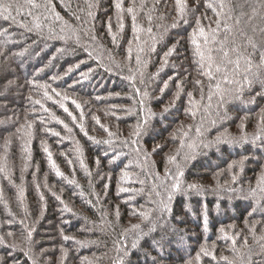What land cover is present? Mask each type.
<instances>
[{
    "label": "trees",
    "instance_id": "trees-1",
    "mask_svg": "<svg viewBox=\"0 0 264 264\" xmlns=\"http://www.w3.org/2000/svg\"><path fill=\"white\" fill-rule=\"evenodd\" d=\"M11 2L22 7L0 17L4 264H264V143L234 142L242 122L249 137L259 131L261 85L209 101L191 42L197 18L215 27L207 4L219 0H187L175 27V0ZM225 2L228 23L241 19L237 43L243 30L259 44L264 0Z\"/></svg>",
    "mask_w": 264,
    "mask_h": 264
},
{
    "label": "snow or ice",
    "instance_id": "snow-or-ice-1",
    "mask_svg": "<svg viewBox=\"0 0 264 264\" xmlns=\"http://www.w3.org/2000/svg\"><path fill=\"white\" fill-rule=\"evenodd\" d=\"M25 4L28 5L30 8H39L40 5L36 3V0H24ZM157 3L160 2V0H156ZM197 5L199 4V0H196ZM47 5H51V0H47ZM22 5L16 4L15 7L11 0H0V17H3L5 20L12 18L14 19L12 13L15 11L17 14L20 13ZM207 7L210 8L213 13L215 14V27L208 26L207 30L205 27L201 24L200 19L197 18L196 24L198 31H194L192 34V44L195 45V56L198 57V60L196 61L198 72L201 76L206 77L209 81V92L207 99L209 101L212 100L213 95H216L219 97V101L221 104L226 102V97L229 96H235V98H240L242 95L245 87L251 88L254 84L259 83L261 85V91L257 93V96H264V39L258 44L256 40L252 37L247 35L246 32L241 30L239 32V35L244 38L243 43H237L234 35H233V28L234 25L238 26L241 24V19L236 18L234 21V25H230L228 23L229 20L233 19L230 15L232 9L229 8L228 4L225 2V0H219L218 3H208ZM116 8L121 9V3L120 0H117L116 2ZM175 8L177 12V17L174 19L172 27L176 26V23L178 20L183 19L186 15L188 9L187 0H175ZM227 9V11H226ZM129 13L134 12L133 7H129L127 9ZM255 9H253V12L255 13ZM29 15H31V12H29ZM91 15V13H89ZM57 19H59V14H56ZM163 18V17H162ZM206 18V17H205ZM133 21L135 22L136 16H132ZM149 21H151V17H149ZM40 24L37 23L35 25L36 28H40ZM122 27V25H121ZM133 29L135 31L136 26L135 23L133 24ZM221 29H223V33H221ZM151 29L149 28V32ZM255 31V29H253ZM260 32L262 34V37H264V28L260 29ZM175 49L170 48L169 51L165 54V56H169L173 53ZM258 57V59H257ZM137 63H140L139 57H137ZM79 67V65H77ZM72 69H69V72H71ZM82 76L86 79L88 77L87 73L82 74ZM215 82L214 84L211 82ZM196 85L200 86L201 91V99H204V92H203V82L199 79L195 81ZM167 85H165L166 87ZM42 87L47 88V85H42ZM179 87V85H178ZM214 89V91H213ZM45 95L47 96L48 93L45 92ZM57 96L60 95V93H56ZM189 97L192 96V93H188ZM51 98V97H49ZM67 99V97H64ZM255 102V99L253 98L252 101ZM36 104H40L41 102L39 100L35 101ZM73 103L76 104L77 108H80V105L76 103L75 100H73ZM143 103V102H141ZM43 107V105H41ZM65 112L68 111L67 108L64 109ZM47 111V109H45ZM167 111V109H165ZM195 115V113H192ZM71 115V113H69ZM75 120V117H73ZM97 122H99L97 120ZM23 127V126H22ZM27 127L29 129L32 128V125L29 123L27 124ZM68 126L65 125V128ZM103 128L104 125H101ZM240 128L242 130V135L239 137V140H235L234 142H249V140L255 144L257 141H261L264 143V109H262L261 114L259 116L258 120V129L259 131L257 133H254L251 137L247 135V133L243 132L244 124L243 122L240 125ZM81 130H83V126L81 125ZM141 125H137L135 130L130 134L133 136H138L140 134ZM17 131H20V129H17ZM71 131V129H69ZM105 131L107 129L105 128ZM54 135H59V133H53ZM109 136H112L113 133L109 132ZM87 135V133H85ZM220 141V137L217 138L216 142ZM7 142V141H6ZM155 150V149H154ZM45 151L47 152L48 149L45 148ZM178 154V153H177ZM49 159H51V153H48ZM169 161H174L175 156L168 157ZM52 167L56 168L55 162H52ZM0 173L5 174V178L10 179V176L7 172V165L5 163H0ZM57 175H63L57 169ZM127 173H124V176L127 177ZM179 175H183L181 172ZM235 179V177H233ZM258 185H264V175H261L258 180ZM173 189L179 190L180 189V182L179 178H176V182L172 185ZM189 188H196L197 185H188ZM21 192H23V188L20 189ZM121 191H127V189L121 188ZM172 196L169 195L167 197L166 201H161V209L160 211L163 212H171V209L169 207V202L171 201ZM118 214V213H117ZM141 216H145L147 218L146 213L141 212ZM132 228H139V225H132ZM154 230V229H151ZM223 231V229L221 230ZM8 235H12V233H9ZM27 239L31 240V232L29 231ZM65 240L71 239L68 236L64 237ZM5 240L3 236H0V244H4ZM245 243L247 241L245 240ZM233 244H235V240H233ZM9 247H18L17 244L13 243L12 245H9ZM135 247V244L133 245ZM201 252H203L205 255H208V251L205 248L201 249ZM25 255H28L27 252H25ZM222 260L227 261V257H221ZM196 260H200V255L197 254ZM0 264H4L3 258H0ZM33 264H36L35 260H33Z\"/></svg>",
    "mask_w": 264,
    "mask_h": 264
}]
</instances>
